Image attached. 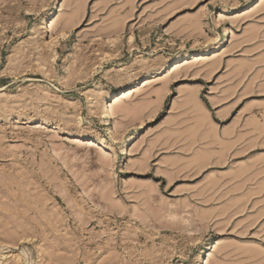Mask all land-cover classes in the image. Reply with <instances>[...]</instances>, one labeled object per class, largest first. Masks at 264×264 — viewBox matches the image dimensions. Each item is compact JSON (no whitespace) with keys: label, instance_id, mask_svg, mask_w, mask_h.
Masks as SVG:
<instances>
[{"label":"rangeland","instance_id":"374dc122","mask_svg":"<svg viewBox=\"0 0 264 264\" xmlns=\"http://www.w3.org/2000/svg\"><path fill=\"white\" fill-rule=\"evenodd\" d=\"M0 264H264V0H0Z\"/></svg>","mask_w":264,"mask_h":264},{"label":"bare ground","instance_id":"6f19581e","mask_svg":"<svg viewBox=\"0 0 264 264\" xmlns=\"http://www.w3.org/2000/svg\"><path fill=\"white\" fill-rule=\"evenodd\" d=\"M189 52L185 53L186 55L184 54H177L172 60V62L170 63H166L164 66H162V68L157 71V75L153 76H144L141 78V81L139 83H137V85H133L131 87H125V86H121L119 87L118 90H111V91H108V93L106 94V97H104V103H102V112H101V118L104 119L107 123H109L111 121V118H112V112H113V104L118 102L120 99H123V98H130L132 96H134L141 88H144L146 86H148L149 84H151L153 81H155V78L157 76H159L160 74L162 73H165V72H168L171 70H175L177 68H179L181 66V59H186L188 58L187 56H189L188 54ZM208 51L206 50L205 52H203L201 55H198L196 57H193V58H196L194 60H200L202 57L200 56H204L205 54H207ZM159 72V73H158ZM161 72V73H160ZM124 83L122 85H126L127 83H129V80L128 81H123ZM142 84V85H141ZM141 85V86H140ZM120 95V96H119ZM117 109H120L117 107ZM119 112V111H118ZM121 112V111H120ZM124 112V111H123ZM126 112V111H125ZM110 132L112 133V129L110 130ZM102 141H104V139H100ZM219 244V243H217Z\"/></svg>","mask_w":264,"mask_h":264}]
</instances>
